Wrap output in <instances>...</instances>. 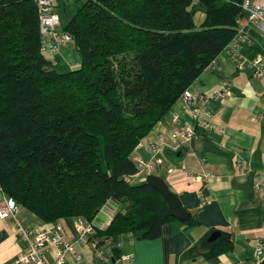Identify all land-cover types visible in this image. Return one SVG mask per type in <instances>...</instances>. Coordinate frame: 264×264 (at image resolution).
Segmentation results:
<instances>
[{
  "label": "trees",
  "instance_id": "16d2710c",
  "mask_svg": "<svg viewBox=\"0 0 264 264\" xmlns=\"http://www.w3.org/2000/svg\"><path fill=\"white\" fill-rule=\"evenodd\" d=\"M244 2L85 0L62 29L81 65L61 73L43 49L34 1L0 0V191L46 224L96 222L116 202L111 223L90 236L112 243L109 264L123 256L121 235L160 238L177 219L159 191L135 182L133 153L225 52ZM210 236L184 258L232 249L229 233Z\"/></svg>",
  "mask_w": 264,
  "mask_h": 264
},
{
  "label": "crops",
  "instance_id": "0c3cea01",
  "mask_svg": "<svg viewBox=\"0 0 264 264\" xmlns=\"http://www.w3.org/2000/svg\"><path fill=\"white\" fill-rule=\"evenodd\" d=\"M68 1L61 0L60 4ZM61 28H64L62 18ZM253 37L252 44L241 46V53L248 62L260 55L264 64V38L255 31ZM74 52H78L77 49L69 45L51 55L63 61L53 60L57 69L69 72L79 68L81 60L75 61ZM217 60L220 71L204 72L189 89L194 93L211 94L222 80L230 82V94L211 103L215 112L214 129L200 131L199 138L191 142L179 140L176 125L170 124V119L177 114L182 123L191 121L179 100L135 152L138 157L150 160L152 147L159 145L163 165L152 174L167 182L197 223L188 227L185 222L174 220L162 227V236L155 240L138 239L131 233L121 235L118 248L123 256L134 254V258L120 259L118 264L262 263L254 259V253L259 243L264 244V75L256 77V68L251 66L239 69L224 51ZM242 164L261 174H242ZM147 176L140 174L135 182H145ZM5 199L0 191V204ZM116 208V202H108L96 223L107 227ZM19 216L23 226L34 231L47 225L23 207ZM58 224L66 230V241L74 244L65 264H94L92 248L77 242L74 219L61 220ZM217 231L231 235L232 249L210 259L203 255L184 258L192 247ZM27 247L16 221L0 219V264H9ZM48 261L51 262L49 256Z\"/></svg>",
  "mask_w": 264,
  "mask_h": 264
},
{
  "label": "built area",
  "instance_id": "2783aa9c",
  "mask_svg": "<svg viewBox=\"0 0 264 264\" xmlns=\"http://www.w3.org/2000/svg\"><path fill=\"white\" fill-rule=\"evenodd\" d=\"M38 12L40 23V34L43 49L51 55L58 53L63 46H74V37L61 28V17L57 7L59 0H33ZM244 12L246 17L239 21V30L232 42L227 46L225 52L238 66L239 69L251 66L256 68L254 75L262 77L264 75V64L262 56H257L251 62L241 53V46L250 45L254 42L253 31L264 38V0H245ZM220 71L217 58L213 60L205 69V72ZM231 85L228 80H222L218 89L211 94L194 93L186 90L179 99L182 108L189 114L190 122L182 123L179 115L174 114L170 119V124L176 125L175 134L182 142H191L199 138V132L211 131L214 129L213 120L215 112L211 103L218 100L222 95L230 94ZM141 144L137 147V149ZM160 156L159 145L152 147V157L144 160L133 153V160L138 167V175H150L159 168L163 162ZM242 174L256 173L249 165L240 166ZM172 170L170 169V173ZM264 176V172H263ZM107 206V205H106ZM106 208V207H105ZM104 210V209H103ZM102 210V211H103ZM20 206L13 199L7 198L0 204V219L12 218L20 228L22 239L27 242L26 250L18 254L9 264H65L68 254L74 249V244L66 241V230L61 224H47L43 228L34 231L23 226V219L19 216ZM113 218V217H112ZM110 218V223L111 219ZM74 229L77 233V242L88 245L93 250L92 260L94 264H109L112 255V243L104 241L103 246L98 242L90 241L100 226L96 222H89L84 219L74 221ZM102 229L105 225L100 226ZM48 256L51 262L48 261ZM134 258V254H127L121 259L128 261ZM81 260V257L78 258ZM254 259L258 262L264 260V244L259 243L255 249Z\"/></svg>",
  "mask_w": 264,
  "mask_h": 264
},
{
  "label": "water",
  "instance_id": "95a60500",
  "mask_svg": "<svg viewBox=\"0 0 264 264\" xmlns=\"http://www.w3.org/2000/svg\"><path fill=\"white\" fill-rule=\"evenodd\" d=\"M146 182L161 193L172 217L181 222H187L192 218L191 213L182 204L180 197L171 190L170 186L162 177L150 174L147 176ZM221 235V232L217 231L211 235L208 241L214 242ZM113 262L115 263V260ZM261 264H264V260Z\"/></svg>",
  "mask_w": 264,
  "mask_h": 264
},
{
  "label": "rangeland",
  "instance_id": "374dc122",
  "mask_svg": "<svg viewBox=\"0 0 264 264\" xmlns=\"http://www.w3.org/2000/svg\"><path fill=\"white\" fill-rule=\"evenodd\" d=\"M84 2H85V0H69L67 2V4L62 3V4H60V6H58L57 10H58V13L60 14V16L62 18L63 27H65L66 25H68V23L71 21V19L73 18V16L76 14L77 10L82 6V4ZM202 18H203L202 15H200L199 13H197L195 15V20H196L197 23L201 22V19ZM61 50H62V48H61ZM74 53H75V61L81 60L80 59V54L78 52H74ZM47 56L50 57L52 61L53 60H55V61H62V59H59L57 57H53L52 58L50 54H47ZM57 70L59 72H61V73H64L65 72L63 70V68H58Z\"/></svg>",
  "mask_w": 264,
  "mask_h": 264
},
{
  "label": "clouds",
  "instance_id": "9594fccd",
  "mask_svg": "<svg viewBox=\"0 0 264 264\" xmlns=\"http://www.w3.org/2000/svg\"><path fill=\"white\" fill-rule=\"evenodd\" d=\"M8 198V197H7ZM20 254V253H19Z\"/></svg>",
  "mask_w": 264,
  "mask_h": 264
}]
</instances>
